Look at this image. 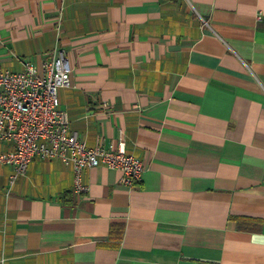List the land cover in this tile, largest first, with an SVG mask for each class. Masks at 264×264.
<instances>
[{"label": "crops", "instance_id": "0c3cea01", "mask_svg": "<svg viewBox=\"0 0 264 264\" xmlns=\"http://www.w3.org/2000/svg\"><path fill=\"white\" fill-rule=\"evenodd\" d=\"M54 50L70 131L145 169L0 167V264H264V0H0V70Z\"/></svg>", "mask_w": 264, "mask_h": 264}, {"label": "built area", "instance_id": "2783aa9c", "mask_svg": "<svg viewBox=\"0 0 264 264\" xmlns=\"http://www.w3.org/2000/svg\"><path fill=\"white\" fill-rule=\"evenodd\" d=\"M73 69L63 50H54L38 71L26 63L21 72L0 70V143L12 149L0 151V167L9 166L8 183L25 175L33 159H58L74 173L73 191L83 195L82 171L104 166L120 173L126 187L138 183L144 163L126 153L120 143L116 150L100 144L87 147L70 131V117L59 108L57 91L71 86Z\"/></svg>", "mask_w": 264, "mask_h": 264}]
</instances>
